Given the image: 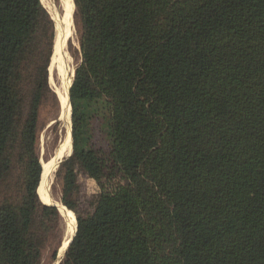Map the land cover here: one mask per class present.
Returning <instances> with one entry per match:
<instances>
[{"label":"trees","instance_id":"1","mask_svg":"<svg viewBox=\"0 0 264 264\" xmlns=\"http://www.w3.org/2000/svg\"><path fill=\"white\" fill-rule=\"evenodd\" d=\"M75 4L59 264H264V0ZM54 40L42 0H0V264H53L64 240L40 202Z\"/></svg>","mask_w":264,"mask_h":264},{"label":"rangeland","instance_id":"2","mask_svg":"<svg viewBox=\"0 0 264 264\" xmlns=\"http://www.w3.org/2000/svg\"><path fill=\"white\" fill-rule=\"evenodd\" d=\"M73 2H74L73 3L74 8H73L72 14L70 15L71 21L68 23V31H67L68 33H67L66 42L63 47L62 46L59 47L57 45V36H58V29H59L58 23L61 22V20L64 18L63 16H65V13H66L65 0H42L43 5L50 13V16L53 19V22L55 25V40H54L53 53H52L50 65L48 68V80H49V86L51 88L52 93H55L59 99V106H56L53 101L52 102L50 101L42 110L43 111L42 117L46 120V125L41 130L40 135H39V149L41 152L40 156H41L42 163L49 161L50 159H52L51 157H53L57 153V151L60 149L59 147L60 143L62 142V139L66 135V132H67L66 116L65 114H63L64 109H62L60 97H59L57 90L63 85L67 77L71 76L73 73L75 75V69L80 60L79 54L76 53V51L77 50L79 51V48H80L79 25L77 23V7L75 4V0H73ZM75 7H76V11H75ZM61 27H62V24H61ZM71 108H72V105H71ZM71 121H72V115H71ZM72 130H73V125H72ZM67 151L64 153L63 157L65 156ZM69 157L66 158L64 163L67 161ZM64 163L61 166H59L58 169L55 171L54 181L50 189L52 196L55 197L56 199H59V201H61L62 183H61L60 178L57 176V172L64 165ZM81 185H82L83 193L87 195L86 196L87 201L84 202L83 205H84V208H86L85 211H89L90 203L93 198V192L96 190L95 189L93 190L92 185L89 184V181L86 179H82ZM71 213L73 217L75 218L76 214L74 215L72 211ZM62 216H63L64 223H65V233H64V240H63V244H64V241L70 235L68 231L67 219L65 218L63 214ZM63 244L61 248L59 249L58 253L62 254L61 249L63 247Z\"/></svg>","mask_w":264,"mask_h":264},{"label":"bare ground","instance_id":"3","mask_svg":"<svg viewBox=\"0 0 264 264\" xmlns=\"http://www.w3.org/2000/svg\"><path fill=\"white\" fill-rule=\"evenodd\" d=\"M73 3H74L73 0H65L66 13H65V16H63L64 18L61 20V22L58 23L59 29H58V36H57V45L59 47H61V46L63 47L65 45V42H66L67 33H68L67 32L68 31V23L71 21L70 15L72 14V11L74 8ZM61 24H62V27H61ZM56 48H57V46H56ZM57 51H59V50H57ZM58 53H60V52H58ZM73 75H74V73L71 76L67 77L66 80L64 79L65 81H64L63 85L57 90L59 97H60L62 109H64L63 114H65V116H66L67 132H66V135L63 137L62 142L60 143V146H59L60 149L57 151V153L53 157H51L52 159L43 163L44 175L42 174L43 175V184L41 187V197L44 200V202L48 203L46 201H49L51 203H48V204L53 203L52 205H57L61 211V214H63L65 216V218L67 219L68 231H69L70 236L67 237V239L64 241L63 247L61 249L62 253H64L65 250L68 248L69 243L71 241V238L76 233L77 225H76L75 233H73V231H72L73 230V221H72V229H71V215H70L69 211L65 208V206H63V204L61 203V201H59V199H56L55 197L52 196L50 189H51V185L54 181L55 171L60 166V163L62 161H64L69 156L68 155V156L63 158L64 151L66 150V148L69 145L70 135L72 133V121H71L72 108H70L71 103H69V100H70V95H69L70 89L69 88L71 87L72 81L74 79ZM63 118H64V116H63ZM38 192H39V189H38Z\"/></svg>","mask_w":264,"mask_h":264},{"label":"water","instance_id":"4","mask_svg":"<svg viewBox=\"0 0 264 264\" xmlns=\"http://www.w3.org/2000/svg\"><path fill=\"white\" fill-rule=\"evenodd\" d=\"M75 76V75H74ZM70 95V94H69ZM71 103V102H70ZM73 153V149H72V152L70 153V155L69 156H71V154ZM68 156V157H69ZM37 195H38V193H37ZM39 198V197H38ZM40 200V199H39ZM40 202L41 203H43V204H47V203H44V202H42L41 200H40ZM47 205H51V206H56V207H58L57 205H52V204H47ZM64 206V205H63ZM58 209H59V207H58ZM77 231H78V222H77V230H76V233L74 234V236L71 238V241H70V243H69V246H70V244H71V242L74 240V238H75V236H76V234H77ZM68 246V247H69ZM63 254L64 253H58V256H57V259H56V261L53 263V264H59L60 263V261L62 260V258H63Z\"/></svg>","mask_w":264,"mask_h":264}]
</instances>
